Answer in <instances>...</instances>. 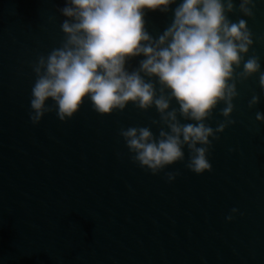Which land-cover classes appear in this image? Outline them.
Returning a JSON list of instances; mask_svg holds the SVG:
<instances>
[{
    "label": "water",
    "instance_id": "water-1",
    "mask_svg": "<svg viewBox=\"0 0 264 264\" xmlns=\"http://www.w3.org/2000/svg\"><path fill=\"white\" fill-rule=\"evenodd\" d=\"M64 3L0 0V264H264L259 74L238 85L236 123L213 140L211 171L187 169L185 149V161L153 175L131 161L120 129L151 126L158 135L155 108L129 103L99 115L86 100L67 122L55 112L31 122V64L63 39ZM244 18L254 32L249 55H259L264 71V0ZM145 19L156 36L173 13L146 10ZM253 93L260 103L249 108ZM222 107L207 121L212 127L224 119ZM175 171L169 182L165 173Z\"/></svg>",
    "mask_w": 264,
    "mask_h": 264
},
{
    "label": "clouds",
    "instance_id": "clouds-1",
    "mask_svg": "<svg viewBox=\"0 0 264 264\" xmlns=\"http://www.w3.org/2000/svg\"><path fill=\"white\" fill-rule=\"evenodd\" d=\"M173 4L177 0H65L57 9L65 17L63 39L31 64V122L39 124L52 112L67 122L86 100L99 115L123 111L129 103L143 111L155 108L159 119L151 123L158 135L151 126L120 129L131 161L157 175L185 161L187 149V169L211 171L213 140L236 123L238 85L259 74L264 89L260 57L249 55L254 32L244 18H254L257 0H239L238 7L236 0H180L172 9ZM146 10L172 11L173 19L153 36ZM237 11L242 15L234 21L229 14ZM137 57L143 58L130 70ZM221 103L224 119L212 127L207 121ZM259 103L253 93L249 108ZM255 118L264 122V112ZM178 175L165 173L169 182Z\"/></svg>",
    "mask_w": 264,
    "mask_h": 264
}]
</instances>
